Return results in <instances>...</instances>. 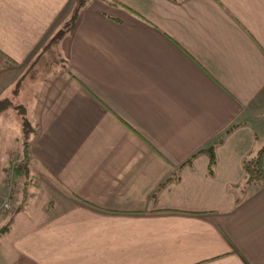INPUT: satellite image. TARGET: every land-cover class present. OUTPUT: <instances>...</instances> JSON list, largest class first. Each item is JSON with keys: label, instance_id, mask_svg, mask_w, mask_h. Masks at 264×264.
Masks as SVG:
<instances>
[{"label": "crops", "instance_id": "0c3cea01", "mask_svg": "<svg viewBox=\"0 0 264 264\" xmlns=\"http://www.w3.org/2000/svg\"><path fill=\"white\" fill-rule=\"evenodd\" d=\"M78 3L0 0L1 264H264V0Z\"/></svg>", "mask_w": 264, "mask_h": 264}, {"label": "trees", "instance_id": "16d2710c", "mask_svg": "<svg viewBox=\"0 0 264 264\" xmlns=\"http://www.w3.org/2000/svg\"><path fill=\"white\" fill-rule=\"evenodd\" d=\"M86 0H79L78 6L82 7ZM75 15H72L70 20L64 23L62 29L58 31L48 42V44H53L57 42L64 33H66L70 27H72ZM11 106V102L7 99L0 100V112L5 108ZM22 109L21 107H18ZM23 129L30 128V133L32 132V127L30 125V121L23 120ZM28 139V137H26ZM221 141V139L217 140L213 145L198 152H203L208 155L209 158V170L211 169L212 165L214 164L215 155H214V147ZM25 149L27 150V141L24 143ZM23 147V144H22ZM28 152V151H27ZM27 157V153L24 156ZM25 168V167H24ZM242 168L245 173V180L244 185L248 184H264V144L258 148L252 155L244 158L242 161ZM18 173L25 172V169L20 168L16 170Z\"/></svg>", "mask_w": 264, "mask_h": 264}, {"label": "rangeland", "instance_id": "374dc122", "mask_svg": "<svg viewBox=\"0 0 264 264\" xmlns=\"http://www.w3.org/2000/svg\"><path fill=\"white\" fill-rule=\"evenodd\" d=\"M25 80L26 81L23 83V85L27 83V79H25ZM11 90H14V92H15L16 89H15V87L12 86ZM3 111H5V113L8 115L5 117V118H7V120H5V118H3V121L7 124V126H9V125H14V123L16 124V119H14V113L16 112V114L20 115L23 112V109H20L17 106L15 107V103L11 102V106L5 108L1 112H3ZM9 114H11V116H9ZM25 129L26 130L22 129L23 133L21 135L22 136L21 141H22L23 147H22L21 151H14V152L12 151L10 154H7V152H3L2 149L0 151V155H3L4 153H6L5 155L7 158V162L9 163L8 166L6 165V167L3 168L4 171L2 172V173H4L7 182L9 180L8 179L9 174L11 175V177H14V175H16V173H17V171H16L17 169H20V168L26 169V168H24V163L26 162L25 161L26 158L24 156L27 153V150L25 149L24 143L27 141L26 137H30V131H29L30 128H25ZM11 164H12V166H11ZM25 184L26 183H23V185H25ZM34 198H35V196H33V195L28 196L26 201H25V204H23V205L29 206L31 204V202L34 200ZM21 204H22V202H21ZM21 204H19V205H21ZM9 209L7 210V212L9 211ZM0 219H1V217H0ZM13 221H14V219H13ZM13 221L11 223H9V219L7 218L5 220V218H4L3 221L0 223V227H5L7 224H9V226H11ZM11 239L12 240L14 239L13 229H11L7 234H5V235L3 234L2 236H0V245H1L0 251L3 250L4 247L7 250H9V248L6 246V244L8 245L10 243ZM2 261H4V260L2 258H0V264L2 263Z\"/></svg>", "mask_w": 264, "mask_h": 264}, {"label": "built area", "instance_id": "2783aa9c", "mask_svg": "<svg viewBox=\"0 0 264 264\" xmlns=\"http://www.w3.org/2000/svg\"><path fill=\"white\" fill-rule=\"evenodd\" d=\"M8 187H9V183H11V181L13 180V177H11V175H8ZM10 197L9 195H6L4 197H0V217L7 212V210L10 208Z\"/></svg>", "mask_w": 264, "mask_h": 264}]
</instances>
